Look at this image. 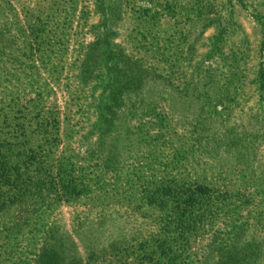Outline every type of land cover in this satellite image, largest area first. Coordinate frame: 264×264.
<instances>
[{
    "label": "rangeland",
    "instance_id": "rangeland-1",
    "mask_svg": "<svg viewBox=\"0 0 264 264\" xmlns=\"http://www.w3.org/2000/svg\"><path fill=\"white\" fill-rule=\"evenodd\" d=\"M17 110L93 192L29 172L0 264H264V0H0Z\"/></svg>",
    "mask_w": 264,
    "mask_h": 264
},
{
    "label": "trees",
    "instance_id": "trees-1",
    "mask_svg": "<svg viewBox=\"0 0 264 264\" xmlns=\"http://www.w3.org/2000/svg\"><path fill=\"white\" fill-rule=\"evenodd\" d=\"M9 117V116H8ZM25 115L17 110L15 115L0 120V211H5L15 201H24L29 192V172L43 171L47 188L64 200L80 199L93 191L86 184L78 182L69 173L72 164L62 157H57L50 165L55 171L45 167L47 161L40 150L27 147ZM2 134L8 136L4 137ZM44 165V166H43ZM34 167L30 170V167ZM39 184V182L37 183ZM40 185V184H39ZM170 258L177 260L179 255Z\"/></svg>",
    "mask_w": 264,
    "mask_h": 264
}]
</instances>
